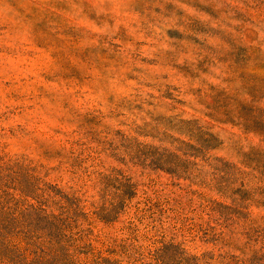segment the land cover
Wrapping results in <instances>:
<instances>
[{"label": "rangeland", "instance_id": "374dc122", "mask_svg": "<svg viewBox=\"0 0 264 264\" xmlns=\"http://www.w3.org/2000/svg\"><path fill=\"white\" fill-rule=\"evenodd\" d=\"M0 264H264V0H0Z\"/></svg>", "mask_w": 264, "mask_h": 264}]
</instances>
